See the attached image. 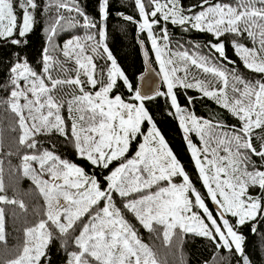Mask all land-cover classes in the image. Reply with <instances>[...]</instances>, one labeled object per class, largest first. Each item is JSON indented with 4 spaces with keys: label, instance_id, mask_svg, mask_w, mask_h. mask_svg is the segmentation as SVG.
Masks as SVG:
<instances>
[{
    "label": "snow or ice",
    "instance_id": "obj_1",
    "mask_svg": "<svg viewBox=\"0 0 264 264\" xmlns=\"http://www.w3.org/2000/svg\"><path fill=\"white\" fill-rule=\"evenodd\" d=\"M134 4L139 20L122 18L135 23L138 36L146 34L151 43L167 85L166 93L157 91L155 95L170 100L174 113L168 114L179 121L206 195L194 186L146 109L144 102L154 97L133 88L105 43L103 22L108 17L109 0H99V24L80 9L76 0H56L57 9L75 15L65 16L58 11L45 30L49 44L62 25L97 32L67 40L61 50L63 62L45 47L40 72L19 60L8 70L10 92L0 104L14 117L11 131L19 132L17 154L19 149L33 150L20 157L21 168L43 198L44 211L43 218L24 229L22 251L7 264H41L54 238L53 229L59 233L55 238H64L62 247H67L69 232L78 230L73 237L76 250L67 254V264H159L156 253L143 242L129 216L157 238L162 229L165 245L179 229L180 233L209 239L217 249H234L243 257L244 237L237 228L264 215V170L252 159L255 156L264 161V136L258 137L259 148L253 143L255 130L264 131V0H235L234 4L202 0L198 12L194 11L196 6L185 10L180 0H134ZM37 8L36 0H0V39L20 45L33 30ZM161 20L210 34L215 40L209 42L210 50L229 65L235 62L229 59L221 37L246 34L252 47L233 40L232 48L244 68L262 78L248 80L209 56L172 51L167 29H162L160 35L155 32ZM140 44L143 48L144 42ZM97 59L110 62L106 71H98ZM69 62L74 65L71 69L65 67ZM191 67L212 79H200L191 73ZM70 72L74 76L68 75ZM118 81L132 93L129 100L112 95ZM65 86L70 95L65 93ZM176 87L194 89L213 100L239 121V127L225 130L219 122L189 112L179 104L173 91ZM193 99L189 97L188 103ZM65 110L71 121L70 134ZM145 123L150 126L147 132ZM193 132L199 137L200 147L189 138ZM53 133L72 146L77 158L99 170L110 169L103 181L54 151H37L40 142L36 138ZM140 137L143 142L129 158L133 143ZM114 162L118 164L110 168ZM2 172L0 167V203L26 209L22 200L3 194L6 189ZM251 189H259V194L253 195ZM209 199L216 206L215 215L206 206ZM0 242L6 243L3 209ZM244 264L249 261L245 259Z\"/></svg>",
    "mask_w": 264,
    "mask_h": 264
},
{
    "label": "trees",
    "instance_id": "obj_2",
    "mask_svg": "<svg viewBox=\"0 0 264 264\" xmlns=\"http://www.w3.org/2000/svg\"><path fill=\"white\" fill-rule=\"evenodd\" d=\"M38 8L35 12V24L33 30L23 38L20 45H12L9 41L0 39V100L7 99L9 86V68L17 62L26 61L37 72L42 68V54L45 47L49 48V54L62 59V44L74 37H82L85 34L95 35L97 29L85 30L83 27L69 28L67 25H62L57 34L53 37L52 43H48V34L45 31L54 21L60 9L56 7V0H36ZM78 6L88 16L92 17L98 24L100 23L98 15L99 0H76ZM202 0H180L182 7L187 10L190 7L196 6L194 11H200L199 5ZM213 3H228L234 4L235 0H212ZM185 14H190L187 11ZM65 16L75 15V13L64 12ZM122 16H131L135 20H139L138 12L135 8L134 0H109L108 17L103 22L106 32V41L108 48L112 52L118 65L126 74L129 83L136 88L137 80L143 72V62L138 46L139 41H143L151 55L152 65L157 69L153 54L151 52L146 34L138 36L137 25L126 21ZM81 20L82 18L77 17ZM167 29L170 39V48L172 51H188L189 53L196 52L200 55L209 56L215 63L226 69H235V71L245 79L255 80L262 78L260 74L252 73L244 68L242 62L234 53L232 41L237 40L248 47H252L247 35L236 37L231 34L221 37V40L226 45V52L229 59L233 60L234 64H227L226 61L217 59L218 54L209 48V42H215L214 38L208 33H201L190 26L181 27L172 25L161 20L156 26L155 32L160 35L162 29ZM184 28L188 30L185 31ZM18 38V37H17ZM98 38V37H97ZM199 45V47H196ZM97 67L106 71L108 62L96 61ZM67 67V66H66ZM69 68V67H68ZM70 69V68H69ZM159 71V70H158ZM191 73L197 75L200 79L210 80V75H204L200 70L191 67ZM219 87V85H217ZM174 93L178 98L179 104L193 113L199 118L206 119L212 122H219L225 126V130H231L234 126L239 127V121L235 119L227 110L219 107L213 100L202 97V94L194 89H185L176 87ZM165 93L164 86L161 90ZM121 95L126 101L129 100L132 93L128 92L127 86L122 81H118L117 87L114 88L112 95ZM192 97L193 102L188 103V98ZM145 107L153 118L158 130L161 132L170 149L176 155L179 162L185 168L190 176L194 186L202 194L206 195V190L203 188L201 181L198 178V172L192 160L191 153L187 147V142L184 139V133L179 126L178 119L174 115H169V112L174 110L170 106V100L164 96H155L154 99L146 100ZM65 116V111L63 112ZM68 124L70 134V123L65 117ZM15 126L14 117L11 113L5 111V106L0 104V161L3 168L2 178L5 185L6 194L9 198L15 196L17 200H22L26 205V209H21L17 204L0 203V208L3 209L5 217V232L6 243L0 242V264H7L9 260L15 259L24 244L25 236L24 229L33 226L41 218H43L44 201L36 190L31 179L23 175L21 168L20 157L25 152H31L29 149H17L19 145L18 130L11 131ZM148 125L145 123L144 130L146 132ZM259 136H264V131L255 130L253 134V143L259 148L261 141ZM40 143L37 146V151H42L47 148L54 151L62 158L74 162L81 166L89 175H96L101 181L103 176L108 174L109 170H99L92 167L85 160L77 158L72 146L64 140L60 135L53 133L50 136H38L36 138ZM194 145H198V141L194 136H191ZM141 142V137L133 143L129 152V158L134 155L138 144ZM13 155H7L8 152ZM256 166L264 170V161L253 156ZM118 162H114L111 167H115ZM180 178H176L175 182H179ZM253 195L259 194V189L250 190ZM116 203L120 204V198L116 197ZM206 206L215 215L211 200L206 201ZM129 219L135 224L139 230V235L144 243L152 247L156 253V258L159 264H243V260L247 259L249 264H264V215L259 216L255 221L247 222L243 226H239L237 231L244 237L243 241V257L236 254L234 249L229 252L227 249H217L216 245L209 239L201 236H196L190 233H180L176 230V235L172 237L171 243L165 245L162 237V229L159 238L157 234L149 233L140 226L134 219L129 216ZM235 222L234 219L230 220ZM253 228L255 231H253ZM54 232V238L46 249L45 257H42L41 264H66L67 254L76 250L73 237L78 235L76 232H69L66 237L67 247H62V239L59 233Z\"/></svg>",
    "mask_w": 264,
    "mask_h": 264
},
{
    "label": "water",
    "instance_id": "obj_3",
    "mask_svg": "<svg viewBox=\"0 0 264 264\" xmlns=\"http://www.w3.org/2000/svg\"><path fill=\"white\" fill-rule=\"evenodd\" d=\"M140 55L143 62V72L140 74L137 80L136 88H139L142 94L151 95L155 97L157 91L161 92L163 88V80L160 72L156 69L151 62V55L144 44L141 47L140 41L138 42ZM145 53H147V59L145 58Z\"/></svg>",
    "mask_w": 264,
    "mask_h": 264
},
{
    "label": "rangeland",
    "instance_id": "obj_4",
    "mask_svg": "<svg viewBox=\"0 0 264 264\" xmlns=\"http://www.w3.org/2000/svg\"><path fill=\"white\" fill-rule=\"evenodd\" d=\"M59 12L60 13H62L63 15H64V10L63 9H60L59 10ZM87 34H85L84 36H82V37H85ZM81 37V38H82ZM66 42V41H65ZM64 42V43H65ZM149 42V46H150V49H151V43H150V41H148ZM64 43L62 44V49H63V45H64ZM102 51V50H101ZM151 52H152V54H153V58H154V61H155V64H156V66H157V69L159 70V72H160V69H159V64L157 63V61H156V59H155V54H154V52L152 51V49H151ZM64 57H63V55H62V59L60 60V61H64ZM97 60H101L102 62H106V59H97ZM96 60V61H97ZM110 62H108V64H109ZM67 66V68L69 67L70 69L71 68H73L74 67V65L72 64V63H66L65 64V67ZM98 68V67H97ZM100 70V68H98V71ZM161 74V73H160ZM53 75L55 76V75H57V72L56 71H54L53 72ZM68 75H73L74 76V73L73 72H70V73H68ZM179 75H183V73H179ZM161 77H162V74H161ZM162 80H163V78H162ZM163 86H164V90H165V93L167 92V85L166 84H164V82H163ZM87 90H89V91H94L93 89H91V88H88ZM64 91H65V93H68L69 95L71 94V92H70V89L67 87V86H65V89H64ZM66 99L68 98L67 96L65 97ZM65 113H66V115H65V117L66 118H68V113H67V111L65 110ZM68 120V119H67ZM69 121V123H70V125H71V121L70 120H68ZM179 122V121H178ZM148 127H150V126H148ZM148 127H147V130H148ZM147 130H146V132H147ZM183 131V130H182ZM184 133V132H183ZM189 135V138L191 137V136H194L196 139H197V141H198V145H196L197 147H200L201 146V143H200V140H199V137L198 136H196V134L193 132V133H189L188 134ZM141 142H143V138L141 137ZM223 154V153H222ZM174 179H176V178H174ZM179 182H181V180L179 181ZM178 182V183H179ZM206 190V189H205ZM213 205V208H214V210H215V212L217 211V209H216V206L214 205V204H212ZM1 209V208H0ZM196 211H199L198 209L196 210ZM229 219L231 220V219H234V218H232V217H229ZM249 222H251V221H249ZM190 234H193V233H190ZM194 235V234H193ZM244 261H245V259L243 260V264H244ZM67 264V263H66Z\"/></svg>",
    "mask_w": 264,
    "mask_h": 264
}]
</instances>
